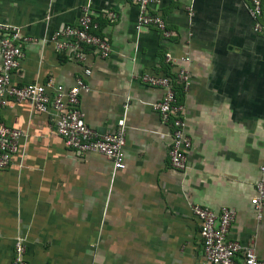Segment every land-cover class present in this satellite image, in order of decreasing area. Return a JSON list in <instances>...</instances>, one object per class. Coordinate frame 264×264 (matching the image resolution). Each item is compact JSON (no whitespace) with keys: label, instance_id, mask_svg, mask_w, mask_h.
Masks as SVG:
<instances>
[{"label":"crops","instance_id":"0c3cea01","mask_svg":"<svg viewBox=\"0 0 264 264\" xmlns=\"http://www.w3.org/2000/svg\"><path fill=\"white\" fill-rule=\"evenodd\" d=\"M85 8L111 43L109 57L87 47L79 61L50 40ZM149 11L170 37L138 29L140 9L128 0H0V21L29 38L13 83L69 88L83 75L87 123L101 133L121 119L127 127L126 166L115 169L100 153L70 149L54 111L15 99L0 108V122L22 133L0 169V264H12L18 238L29 264H198L205 254L193 204L234 208L229 238L264 260V209L259 218L252 203L264 177V35L247 0H164ZM181 66L192 80L176 86L193 142L185 170L171 166L173 127L153 106L165 89L144 79Z\"/></svg>","mask_w":264,"mask_h":264},{"label":"built area","instance_id":"2783aa9c","mask_svg":"<svg viewBox=\"0 0 264 264\" xmlns=\"http://www.w3.org/2000/svg\"><path fill=\"white\" fill-rule=\"evenodd\" d=\"M128 1L138 5L140 9L138 29L153 26L159 28L165 37L172 35L163 16L149 11L151 5L162 3L164 0ZM247 3L255 31L264 35V2L247 0ZM111 15L115 16V13ZM97 26L93 14L85 8L78 23L55 30L50 40L55 49L71 51L79 61H85L87 47L96 49L102 57H109L111 43L95 32ZM26 40L29 38L23 37L18 27L0 21V108L6 105L9 99H15L30 101L38 111H54L57 116V132L70 149L80 154L100 153L113 161L115 169H123L126 166L124 152L127 143L126 122L121 119L116 131L106 133L97 131L87 123L80 107L82 94L91 89L85 76L77 78L76 83L69 88L52 82L23 86L13 83V73L24 55L22 45ZM166 57L168 61L174 59L170 53ZM181 60L187 62L190 58L184 57ZM91 72L90 68L84 71L85 75H90ZM144 79L153 86L165 89L163 98L153 106L163 120L171 123L173 127L172 144L169 149L171 166L185 170L188 167V154L193 142L187 133L185 107L179 100L176 86L180 84L184 90L191 86L190 71L181 66L173 77L146 75ZM52 92L54 94H51ZM21 136L20 130L0 122V169L11 164L13 155L19 150ZM256 192L252 203L258 217L261 218L264 209V177L257 182ZM192 213L201 225L205 254V258L198 264H264V260L252 247L229 238L230 229L237 216L234 208L224 206L220 211H215L200 204H193ZM25 252L24 239L18 238L12 264H29ZM240 254L243 255L242 260L238 259Z\"/></svg>","mask_w":264,"mask_h":264}]
</instances>
